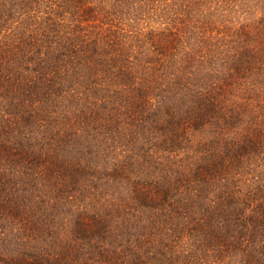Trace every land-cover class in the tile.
<instances>
[{"label": "trees", "instance_id": "1", "mask_svg": "<svg viewBox=\"0 0 264 264\" xmlns=\"http://www.w3.org/2000/svg\"><path fill=\"white\" fill-rule=\"evenodd\" d=\"M0 264H264V0H0Z\"/></svg>", "mask_w": 264, "mask_h": 264}]
</instances>
